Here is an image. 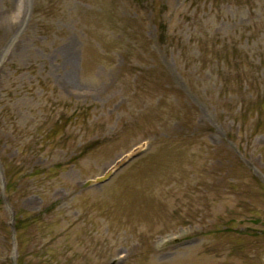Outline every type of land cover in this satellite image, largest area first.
Segmentation results:
<instances>
[{
    "label": "rangeland",
    "instance_id": "1",
    "mask_svg": "<svg viewBox=\"0 0 264 264\" xmlns=\"http://www.w3.org/2000/svg\"><path fill=\"white\" fill-rule=\"evenodd\" d=\"M0 264H264V0H0Z\"/></svg>",
    "mask_w": 264,
    "mask_h": 264
}]
</instances>
